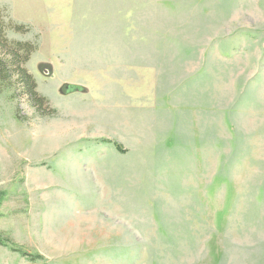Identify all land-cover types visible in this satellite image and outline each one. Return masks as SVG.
I'll use <instances>...</instances> for the list:
<instances>
[{"label":"rangeland","instance_id":"rangeland-1","mask_svg":"<svg viewBox=\"0 0 264 264\" xmlns=\"http://www.w3.org/2000/svg\"><path fill=\"white\" fill-rule=\"evenodd\" d=\"M0 63V264H264V0H0Z\"/></svg>","mask_w":264,"mask_h":264},{"label":"trees","instance_id":"trees-1","mask_svg":"<svg viewBox=\"0 0 264 264\" xmlns=\"http://www.w3.org/2000/svg\"><path fill=\"white\" fill-rule=\"evenodd\" d=\"M27 47H29V45H27L24 48H27ZM27 55H29L28 51H27ZM7 67H8L7 65L6 66L1 65V63H0V84L4 83L9 87V83L10 84L12 83V81H11L12 77L10 76V67L9 68H7ZM18 73L20 76L19 78L21 79V81L23 83V87L27 91L30 98L33 100L36 96H38L36 93V82L34 81V79L31 76L27 75L25 70L21 69L20 71H18ZM42 102H44V100H42ZM116 148L119 151H122L121 147L118 144L116 145ZM2 243L3 242L0 240V245ZM35 259L36 260L40 259V257H36Z\"/></svg>","mask_w":264,"mask_h":264},{"label":"water","instance_id":"water-1","mask_svg":"<svg viewBox=\"0 0 264 264\" xmlns=\"http://www.w3.org/2000/svg\"><path fill=\"white\" fill-rule=\"evenodd\" d=\"M65 88H66V89H68V90H70V91H73V90H75V91H76V89H75L74 87H69V86H66Z\"/></svg>","mask_w":264,"mask_h":264}]
</instances>
